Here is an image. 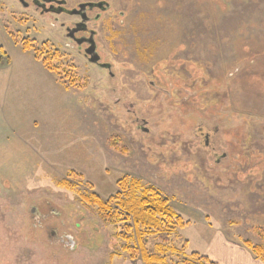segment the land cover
Instances as JSON below:
<instances>
[{
  "label": "rangeland",
  "instance_id": "1",
  "mask_svg": "<svg viewBox=\"0 0 264 264\" xmlns=\"http://www.w3.org/2000/svg\"><path fill=\"white\" fill-rule=\"evenodd\" d=\"M107 1L97 41L112 76L54 45L46 21L35 31L0 22V47L14 55L27 39L63 74L52 111L18 128L0 119V264L131 260L99 207L82 200L126 193L124 178L169 198L188 222L168 244L147 239L168 264H197L192 255L222 237L264 255V0ZM206 121L219 127L228 160L216 162L195 140ZM32 203L56 210L50 223L66 222L73 249L52 247L33 228Z\"/></svg>",
  "mask_w": 264,
  "mask_h": 264
},
{
  "label": "flooded vegetation",
  "instance_id": "2",
  "mask_svg": "<svg viewBox=\"0 0 264 264\" xmlns=\"http://www.w3.org/2000/svg\"><path fill=\"white\" fill-rule=\"evenodd\" d=\"M111 9L112 4L107 0H0V22H4V20L7 22L8 19H11L23 26H33L35 31L38 29L36 24L38 21H46L50 24L48 26L52 28L50 33L56 40L54 45L59 48L60 43L62 47L75 48L89 61L90 56L86 51L90 49L92 41H94L96 52L100 56L97 41L100 35L98 26ZM119 15L123 16L124 14L121 12ZM60 31L62 36L59 37ZM58 48L47 52L56 55ZM29 51L33 52L32 49ZM101 60L100 56V63H102ZM109 74L112 76L111 71ZM151 84L154 85L153 82ZM206 123H201V126L198 125L199 128L197 127L194 132L195 140L205 150L212 153L216 162L228 160L229 153L224 152L222 147L217 148L216 146L217 141H220V144L222 142L217 139L219 127L211 126V121H206ZM208 126L211 127L208 128ZM142 131L148 133L146 128H142ZM47 205V211L43 212L37 203L31 204L29 214L32 217V226L35 230L44 231L49 245L67 251L70 249L68 248V244L71 243L69 239L73 236L65 230L66 222L64 220L60 226H54L50 223L51 220L57 219L56 216L58 215L49 203Z\"/></svg>",
  "mask_w": 264,
  "mask_h": 264
},
{
  "label": "trees",
  "instance_id": "3",
  "mask_svg": "<svg viewBox=\"0 0 264 264\" xmlns=\"http://www.w3.org/2000/svg\"><path fill=\"white\" fill-rule=\"evenodd\" d=\"M32 45L29 40L22 41L23 50H34L36 59L41 60L48 71L56 73L57 68L50 63V59L42 60L38 50ZM9 61L5 50L0 47V64ZM59 73L63 75L62 72ZM59 73L57 76H60ZM118 184L127 190L126 193H117L108 201L102 200L96 194L92 197L83 196L82 200L88 205L99 207L104 220L113 225L118 237L127 243L124 250L129 253L131 261L141 258L143 264H168L165 257L147 249V239L154 236L162 243L168 244L177 230L184 228L188 222L171 207L169 198L153 188L142 191L141 184L137 181L132 182L128 187L126 178ZM120 225L123 226L121 231H119ZM244 246L264 262L262 247H254L250 242H245ZM192 257L198 259L197 264H215L205 256L193 254Z\"/></svg>",
  "mask_w": 264,
  "mask_h": 264
},
{
  "label": "crops",
  "instance_id": "4",
  "mask_svg": "<svg viewBox=\"0 0 264 264\" xmlns=\"http://www.w3.org/2000/svg\"><path fill=\"white\" fill-rule=\"evenodd\" d=\"M5 52L10 63L0 64V119L18 128L23 125L22 120L35 121L57 106L60 82L33 52L22 47L14 55L7 49ZM65 90L68 92L66 87ZM245 251L243 246L222 237L204 256L215 264H264L250 250ZM122 264L142 263L127 259Z\"/></svg>",
  "mask_w": 264,
  "mask_h": 264
},
{
  "label": "water",
  "instance_id": "5",
  "mask_svg": "<svg viewBox=\"0 0 264 264\" xmlns=\"http://www.w3.org/2000/svg\"><path fill=\"white\" fill-rule=\"evenodd\" d=\"M91 42V41H90ZM95 43L94 41L91 42V47L90 49H88L86 52L87 54L90 56L89 58V62L92 63V64H96V65H100L99 67L105 69V70H108V71H111V65L110 64H107V63H100V56L98 55V53L96 52V49H95ZM113 75V74H112ZM71 240V243L69 244L71 246V249L74 248V241L73 239H69Z\"/></svg>",
  "mask_w": 264,
  "mask_h": 264
}]
</instances>
